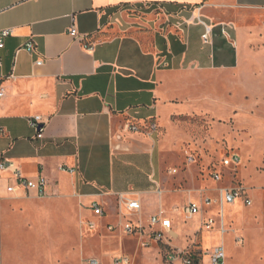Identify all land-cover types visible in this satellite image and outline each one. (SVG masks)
Listing matches in <instances>:
<instances>
[{
	"label": "crops",
	"instance_id": "obj_1",
	"mask_svg": "<svg viewBox=\"0 0 264 264\" xmlns=\"http://www.w3.org/2000/svg\"><path fill=\"white\" fill-rule=\"evenodd\" d=\"M201 22L212 29L209 44ZM4 30L0 264H57L59 242L76 247L64 254L76 262L66 264H170L169 251L186 249L203 264L207 253L192 243L199 236L208 248L202 224L213 212L205 215L204 201L182 185L167 188L163 148L178 145L170 132L181 117H227L251 99L264 109V0H0ZM27 42L32 54L22 50ZM35 116L45 122L42 139L30 125ZM149 123L156 133L126 128ZM16 170L46 179L45 195L19 186ZM192 202L202 211L188 218L183 208ZM160 211L171 229L157 243L147 235ZM128 222L144 235L125 234Z\"/></svg>",
	"mask_w": 264,
	"mask_h": 264
},
{
	"label": "rangeland",
	"instance_id": "obj_2",
	"mask_svg": "<svg viewBox=\"0 0 264 264\" xmlns=\"http://www.w3.org/2000/svg\"><path fill=\"white\" fill-rule=\"evenodd\" d=\"M257 103L256 99H251L248 108L245 106L248 110L239 106L227 117L223 114L181 117L176 121V129L170 132L178 145L163 148L164 175L170 190L182 185L188 195L197 201H205L208 197L217 200L219 190L238 188L243 189L245 198L252 201L250 207L244 205V198L223 206L227 233L203 232V242L208 248L201 247L199 236L192 243L193 249L205 253L224 246L227 264H264V109ZM162 135L157 132L158 140ZM167 135L168 132H164V136ZM233 156L239 159V165L224 167L222 161ZM188 157L193 159L192 164L188 165ZM171 169H177V173L170 174ZM214 173L220 174L221 181L213 183ZM209 209L203 205L205 215H209ZM219 209L216 203L211 205L215 217H218ZM173 218L178 226L184 224L179 213ZM236 236L243 238L242 246L235 245ZM70 250L76 251V247L65 251V245L59 242L56 263H75V257L65 258V252ZM203 264H208V257L204 258Z\"/></svg>",
	"mask_w": 264,
	"mask_h": 264
},
{
	"label": "built area",
	"instance_id": "obj_3",
	"mask_svg": "<svg viewBox=\"0 0 264 264\" xmlns=\"http://www.w3.org/2000/svg\"><path fill=\"white\" fill-rule=\"evenodd\" d=\"M204 27V32L201 36L202 41L205 44L211 43V36H212V29L205 23L201 22ZM10 34L9 30L0 31V48H3V39L8 37ZM69 35L72 38H75L79 42L83 41V38L80 37L77 34V31L74 28H71L69 31ZM88 48V47H87ZM92 47L90 46L89 49ZM22 50L32 54L34 52V45L32 42H27L23 47ZM41 62H37V66H41ZM0 67H1V61H0ZM5 95L4 87H3V81L0 78V99ZM30 125L34 130L36 131V138L42 139L43 138V132L45 128V122L42 121L40 116H35L30 120ZM127 130L130 132H143L145 134L151 135L153 133H156L157 126L155 123H149L148 126L145 129H141L135 124H128L126 126ZM194 161L191 157L187 158V163L192 164ZM222 164L224 167H230L234 166L237 167L239 165V159L235 156L229 159H224L222 161ZM8 166L5 164L3 160L0 159V170L7 168ZM173 173H176V171H173ZM14 177L17 180L19 186L23 187L25 191H35L38 196H44L45 195V187L47 185L46 179L40 177L37 180H29L22 176V174L19 171L14 172ZM212 178L215 182L221 181V176L218 173L212 174ZM8 192L12 193L14 191V187H8ZM244 198V205L247 207H250L252 205V201L249 198H245L244 190L238 189V188H226L219 190V198L217 200H210L206 199L204 201V205L207 207H211L212 204H217L220 209L219 213H217L218 217H210L207 218L202 226L206 231H211L215 228V226L218 224V229L220 234L224 235L227 233V230L225 228V222L223 217V206L228 204H233L238 199ZM125 207L133 212H139L140 211V205L137 201L127 200L124 202ZM91 211L94 218H100L103 216V211L98 205H92ZM201 205L198 203H189L186 207L183 208V213L188 217H194L201 214ZM218 218V221L216 220ZM89 229H93L95 227L94 222H89ZM149 227L151 229L150 232H148L147 238L149 240H153L157 243H160L163 238L165 232H169L171 229V222L169 219L166 218L165 212L160 211L156 215L150 217L149 219ZM155 228H158V230H155ZM109 230H112L113 228H108ZM153 229V230H152ZM123 232L128 235H135L139 234L140 236H143V227L141 225L134 226L133 223L128 222L123 226ZM234 243L236 246H242L244 241L243 238L236 236L234 238ZM142 246H146V244L142 243ZM196 255V254H195ZM208 257V264H227V256L224 246H217L215 247L210 253L207 254ZM194 255L192 252L188 249L183 251H169L166 256V260L170 263H179V264H202L201 263V254H197L194 256L195 259H197V263L194 262V258H192ZM203 258V257H202ZM121 262H126L127 259L124 257H119L114 259V264H120ZM89 264H101L98 260L90 259L88 260Z\"/></svg>",
	"mask_w": 264,
	"mask_h": 264
},
{
	"label": "trees",
	"instance_id": "obj_4",
	"mask_svg": "<svg viewBox=\"0 0 264 264\" xmlns=\"http://www.w3.org/2000/svg\"><path fill=\"white\" fill-rule=\"evenodd\" d=\"M194 256H196L195 254H193ZM194 256L192 258H194ZM194 262L197 263V259L194 258Z\"/></svg>",
	"mask_w": 264,
	"mask_h": 264
}]
</instances>
